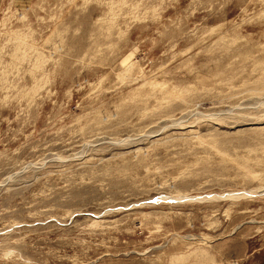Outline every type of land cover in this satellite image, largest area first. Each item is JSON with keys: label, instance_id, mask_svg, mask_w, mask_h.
<instances>
[{"label": "rangeland", "instance_id": "1", "mask_svg": "<svg viewBox=\"0 0 264 264\" xmlns=\"http://www.w3.org/2000/svg\"><path fill=\"white\" fill-rule=\"evenodd\" d=\"M0 264H264V0H0Z\"/></svg>", "mask_w": 264, "mask_h": 264}]
</instances>
